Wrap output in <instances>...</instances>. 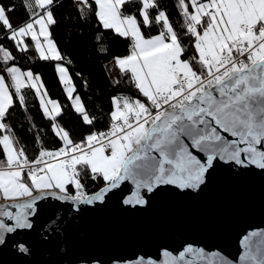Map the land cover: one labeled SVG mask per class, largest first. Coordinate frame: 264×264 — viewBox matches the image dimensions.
Here are the masks:
<instances>
[{
  "label": "snow or ice",
  "instance_id": "1",
  "mask_svg": "<svg viewBox=\"0 0 264 264\" xmlns=\"http://www.w3.org/2000/svg\"><path fill=\"white\" fill-rule=\"evenodd\" d=\"M93 3L95 8L89 0H79V13H94L102 30L127 38L129 45V54L114 57L116 82L124 81L128 90L111 98L102 130L81 97H73L76 88L50 31L57 24L55 0H20L28 19L19 25L12 19L16 4L0 0V28L7 38L21 53L34 42L43 61L56 62L74 112L89 126L79 139L70 136L58 119L60 103L48 98L39 77L22 71L13 52L0 46V152L6 155V162L0 160V245L6 233L32 229L37 202L47 198L79 210L104 204L114 190L131 182L136 192L123 203L144 207L148 194L165 186L202 190L221 162L229 171L239 167L241 174L252 166L264 170V0H179V31L158 0ZM153 26L156 35L150 34ZM101 39L95 37L97 43ZM25 88L35 90L59 145L55 150L41 147L31 160L8 122L14 97L25 106ZM89 182L97 189L92 194ZM18 247L29 252L23 244ZM157 253L116 264H232L223 257L205 260L217 254L190 243L178 256L164 249L161 260V249Z\"/></svg>",
  "mask_w": 264,
  "mask_h": 264
},
{
  "label": "water",
  "instance_id": "2",
  "mask_svg": "<svg viewBox=\"0 0 264 264\" xmlns=\"http://www.w3.org/2000/svg\"><path fill=\"white\" fill-rule=\"evenodd\" d=\"M114 192L104 204L79 210L51 198L38 201L33 228L5 234L0 264H116L145 253L157 257V249L162 260L164 249L178 256L189 243L217 254L205 260L264 264V170L252 166L241 174L239 167L229 171L221 162L202 190L165 186L148 194L144 207L123 203L136 192L131 182ZM19 244L29 252H21Z\"/></svg>",
  "mask_w": 264,
  "mask_h": 264
},
{
  "label": "trees",
  "instance_id": "3",
  "mask_svg": "<svg viewBox=\"0 0 264 264\" xmlns=\"http://www.w3.org/2000/svg\"><path fill=\"white\" fill-rule=\"evenodd\" d=\"M3 3L16 4V11L12 13L14 24H22L28 19L20 0H3ZM55 3L58 5L54 12L57 24L50 28L52 38L69 68V75L76 88L73 94L81 97L86 111L90 117H97V128L102 130L112 108L111 98L128 90L124 81H120L119 84L116 82L119 73L114 67V57L129 54L127 38H114V35L118 34H114L112 30H102L94 13L87 16L79 13V0H55ZM89 3L95 8L93 0H89ZM158 3L160 10L168 15L174 30L179 31L183 22L178 8L179 0H158ZM150 34H158V28L153 26ZM97 35L102 37L99 43L95 40ZM0 46L13 52L16 56L15 64L22 71L30 70L40 77L48 97L60 103L62 113L58 119L70 132V136L79 139L81 134L86 133L89 126L82 121L80 114L74 112L54 69L56 62L43 61L34 48V42L25 52H19L14 42L7 38V32L3 28H0ZM68 61H71L70 65ZM77 73L80 75L77 76ZM0 74H3L2 64H0ZM23 94H26L25 106L16 103L17 98L14 97V108L10 110L12 115L8 118V122L16 134L18 146L24 147L25 154L31 160L35 159L41 147L55 150L59 145L51 132L50 120L40 108L35 91L25 88ZM30 128L33 130L29 131ZM0 160L6 162V156L2 152H0ZM96 190V187L89 182V194Z\"/></svg>",
  "mask_w": 264,
  "mask_h": 264
},
{
  "label": "rangeland",
  "instance_id": "4",
  "mask_svg": "<svg viewBox=\"0 0 264 264\" xmlns=\"http://www.w3.org/2000/svg\"><path fill=\"white\" fill-rule=\"evenodd\" d=\"M42 40H43V38H41ZM46 46V45H45ZM36 50V49H35ZM36 52H37V54L39 55V52H38V50H36ZM65 66H66V64H65ZM67 67V66H66ZM26 71H29V70H26ZM58 74V73H57ZM35 76H37V77H39L38 75H35ZM39 82H40V84L42 85V91H45V89H44V87H43V84H42V82H41V79H40V77H39ZM61 82V84L63 85V82L62 81H60ZM63 87H64V85H63ZM34 90V89H33ZM65 90V89H64ZM35 91V90H34ZM66 92V91H65ZM73 97H75V95L73 94ZM37 98H38V101H39V97L37 96ZM49 98V97H48ZM69 100H70V102L72 103V101H71V99L70 98H68ZM6 156V155H5Z\"/></svg>",
  "mask_w": 264,
  "mask_h": 264
}]
</instances>
